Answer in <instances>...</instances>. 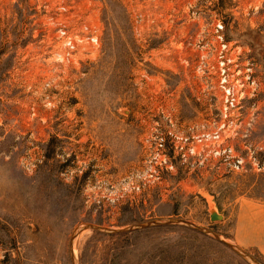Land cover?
I'll list each match as a JSON object with an SVG mask.
<instances>
[{"label": "rangeland", "instance_id": "rangeland-1", "mask_svg": "<svg viewBox=\"0 0 264 264\" xmlns=\"http://www.w3.org/2000/svg\"><path fill=\"white\" fill-rule=\"evenodd\" d=\"M166 219L264 264V0H0V264H252L183 224L72 239Z\"/></svg>", "mask_w": 264, "mask_h": 264}, {"label": "water", "instance_id": "water-1", "mask_svg": "<svg viewBox=\"0 0 264 264\" xmlns=\"http://www.w3.org/2000/svg\"><path fill=\"white\" fill-rule=\"evenodd\" d=\"M209 211H210V219L212 221L222 220L224 218V215L221 214L218 211L217 207L214 204L210 205ZM169 224H183V225H187V226L193 227L194 229H196V230H198V231H200L202 233H205L207 235H210L211 237H213L217 241H219V242L223 243L224 245H226L227 247L233 249L238 254H240L241 256H243L246 259H248L252 264H262L254 256H252L249 253L243 251L241 248H239L234 243L225 240L218 233H216V232H214L212 230L206 229L204 227H201V226H199V225H197V224H195V223H193L191 221H186V220H183V219L153 220V221L146 222V223H138V224H135V225H131V226H128L126 228H109V227L99 226V225L92 224V223H86L83 226H80V227H78V229H76L75 233L73 234L72 239H74V237L77 235V233H79L81 230H84L85 228H93V229H96V230L118 233V232H124V231H131V230L141 229V228H147V227H151V226L169 225Z\"/></svg>", "mask_w": 264, "mask_h": 264}, {"label": "built area", "instance_id": "built-area-1", "mask_svg": "<svg viewBox=\"0 0 264 264\" xmlns=\"http://www.w3.org/2000/svg\"><path fill=\"white\" fill-rule=\"evenodd\" d=\"M63 9H66V6H63ZM63 33H65V31H63ZM84 39H86V38L83 37V39H80V40H84ZM86 40L88 42L92 41V43L94 45H96L99 42L98 41L99 40L98 36L92 31H90V33H89V35H88ZM67 45H68V49H69L68 53H71V50L75 49V44L72 41V39H68L67 40ZM234 165H235V167L240 168L243 165V159L242 158H237V160L235 161Z\"/></svg>", "mask_w": 264, "mask_h": 264}, {"label": "crops", "instance_id": "crops-1", "mask_svg": "<svg viewBox=\"0 0 264 264\" xmlns=\"http://www.w3.org/2000/svg\"><path fill=\"white\" fill-rule=\"evenodd\" d=\"M261 249L263 250V252H264V245L263 246H261Z\"/></svg>", "mask_w": 264, "mask_h": 264}]
</instances>
